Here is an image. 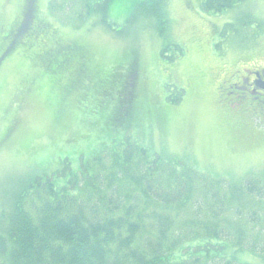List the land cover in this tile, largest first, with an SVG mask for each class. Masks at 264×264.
I'll use <instances>...</instances> for the list:
<instances>
[{"label":"trees","instance_id":"1","mask_svg":"<svg viewBox=\"0 0 264 264\" xmlns=\"http://www.w3.org/2000/svg\"><path fill=\"white\" fill-rule=\"evenodd\" d=\"M69 1L57 7L58 0H48L45 18L29 7L27 21L24 13L8 26L0 20V60L20 52L21 64L37 72L25 75L21 88L47 93L56 120L74 97L80 121L95 108L106 110L104 125L120 136L77 163L63 158L50 172L28 169L0 205V264H264V174L226 179L131 137L133 126L153 121L125 97L134 53L104 67L84 43L59 36L47 20L113 30L112 0H73L66 10ZM242 1L200 5L219 13ZM139 4L140 18L158 36L157 27L168 21L164 10Z\"/></svg>","mask_w":264,"mask_h":264},{"label":"rangeland","instance_id":"2","mask_svg":"<svg viewBox=\"0 0 264 264\" xmlns=\"http://www.w3.org/2000/svg\"><path fill=\"white\" fill-rule=\"evenodd\" d=\"M47 1L0 0V20L8 26L24 13L27 21L29 7L37 18H45ZM71 1L63 8L69 10ZM58 2L62 7L67 0ZM137 4L164 10L168 21L157 27L160 38L151 21L140 18ZM109 5L113 30L88 23L73 28L49 15L47 20L59 36L84 43L104 67L134 53L125 97L132 105L138 102L153 121L143 119L130 136L226 179L264 174V117L258 114L264 113L251 106L238 110L235 101L217 103L223 79L243 76L247 68L264 69V0H243L219 13L203 10L200 0H112ZM20 59L15 51L0 60V205L28 169L50 172L63 158L77 163L120 136L104 125L103 109L82 117L83 124L74 97L56 120L47 93L21 88L25 75L33 78L37 72ZM13 117L15 130L9 134Z\"/></svg>","mask_w":264,"mask_h":264},{"label":"flooded vegetation","instance_id":"3","mask_svg":"<svg viewBox=\"0 0 264 264\" xmlns=\"http://www.w3.org/2000/svg\"><path fill=\"white\" fill-rule=\"evenodd\" d=\"M244 72L245 75L243 76L232 75V78L223 79L224 81L221 82L222 84L218 88L221 94H219L220 98L217 103L221 100L230 105L235 101L234 105H238V110L243 112L248 106H251V110H255L254 107L264 108V103L257 102L264 101V97L258 93V90L264 92V69L254 70L247 68L243 69Z\"/></svg>","mask_w":264,"mask_h":264},{"label":"bare ground","instance_id":"4","mask_svg":"<svg viewBox=\"0 0 264 264\" xmlns=\"http://www.w3.org/2000/svg\"><path fill=\"white\" fill-rule=\"evenodd\" d=\"M72 5V4H71ZM32 45V44H31ZM27 47V46H26ZM154 158V157H153Z\"/></svg>","mask_w":264,"mask_h":264}]
</instances>
